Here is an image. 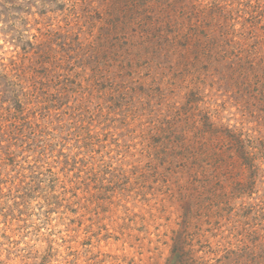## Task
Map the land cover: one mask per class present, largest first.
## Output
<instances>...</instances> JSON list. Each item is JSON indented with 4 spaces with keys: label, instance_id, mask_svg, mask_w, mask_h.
<instances>
[{
    "label": "trees",
    "instance_id": "trees-1",
    "mask_svg": "<svg viewBox=\"0 0 264 264\" xmlns=\"http://www.w3.org/2000/svg\"><path fill=\"white\" fill-rule=\"evenodd\" d=\"M0 23L12 46L0 54V239L21 233L35 202L49 218L55 206L104 200L113 170L105 159L117 149L130 165L119 183L132 179L136 197L174 178L178 191L190 189L176 200L186 227L172 230L175 256L264 264V144L215 122L223 103L197 96L195 73L199 63L222 89L232 84L239 117L255 118L264 105V0H0ZM177 59L181 71L162 75ZM181 66L192 75L186 99ZM142 110L150 124H135ZM130 125L135 151L104 133Z\"/></svg>",
    "mask_w": 264,
    "mask_h": 264
},
{
    "label": "rangeland",
    "instance_id": "rangeland-1",
    "mask_svg": "<svg viewBox=\"0 0 264 264\" xmlns=\"http://www.w3.org/2000/svg\"><path fill=\"white\" fill-rule=\"evenodd\" d=\"M1 26L2 23H0ZM0 45L4 46V49L0 47L1 55H4L3 50L12 47L6 44L3 35L0 37ZM238 50L240 51L241 48L237 47L236 51ZM178 60L171 64L166 63L161 74L171 73L177 67ZM181 68L183 69L181 83L178 79L176 83L181 88V96L186 99L191 97L193 91L191 89L192 75H185L184 67L181 66ZM195 70L201 82L198 84L197 96H213L215 101L223 103L222 116L224 119L213 121L218 125L227 123L236 125L243 132L246 143L251 144L250 138L255 140L259 137L261 140L257 141L264 144V114L262 115L264 105L261 109L258 107L252 109L254 119L250 120L246 116H243V119L240 118V115L245 114L236 104L235 89L232 88V84L222 89L225 83L216 82L212 75L208 74L209 72L201 69L199 63L195 65ZM175 71L181 70L175 69ZM107 95L109 94L103 96ZM96 99L99 102L98 98ZM175 100L181 101L182 99L179 97ZM197 111L198 109L196 113ZM149 114L146 110L140 111L135 124H150L144 122L150 120L151 114ZM131 130L130 125L124 127L123 133L120 128L117 130L109 128L104 133L107 135L116 133L114 137L119 133L117 138L120 144L132 145V150L135 151L140 148L139 144L136 145L139 139L135 135V129L133 128L130 134ZM126 133L130 135L126 136ZM121 135H123V141ZM262 150L264 151V145ZM89 154L101 158L103 152L98 154L92 151ZM112 154L114 158L110 159L108 156L105 159L113 170L105 176L107 179L104 184L106 185L102 189V194H105L104 200L100 203H90L83 210H80L75 202L68 208L55 206L49 218L43 214L46 210L44 203L35 202L29 209V214L24 216L27 221L22 223L21 233L12 234L10 240L0 239L1 242L7 243L5 245L7 250L0 251V264H198L192 261H196L197 257L202 255L201 253L195 255L193 252L187 253L186 250L179 259L173 251L172 236L174 233L172 230L175 229L177 235H183L186 227V223L182 222L180 216L183 207L177 209L180 204L176 200L181 191L187 192L190 189L178 191L180 184L174 178L172 183L159 182L158 186L154 184L158 187V192L152 193L151 191L143 197L140 191L141 195L136 197L134 193L137 189L133 187L132 179L126 176L119 183L121 172L130 165L125 166L123 154L119 150L116 149V152ZM220 170L224 176L229 175L227 165L219 167ZM239 171L240 169L232 175L237 177ZM112 173L115 174L111 176ZM260 174L264 177V161L260 167ZM245 175L246 172L243 177ZM185 187L188 185L185 184ZM259 187L262 188V186ZM70 195L68 194L66 198ZM72 200L76 199L73 197ZM0 228H3L2 222H0Z\"/></svg>",
    "mask_w": 264,
    "mask_h": 264
}]
</instances>
